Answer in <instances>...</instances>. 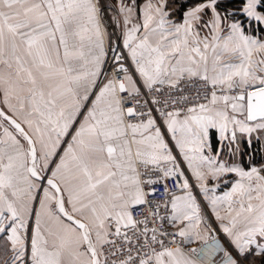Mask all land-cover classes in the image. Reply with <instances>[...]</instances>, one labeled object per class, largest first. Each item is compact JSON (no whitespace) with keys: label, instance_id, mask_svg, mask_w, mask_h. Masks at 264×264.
Returning <instances> with one entry per match:
<instances>
[{"label":"snow or ice","instance_id":"6c2138e0","mask_svg":"<svg viewBox=\"0 0 264 264\" xmlns=\"http://www.w3.org/2000/svg\"><path fill=\"white\" fill-rule=\"evenodd\" d=\"M0 264H264V0H0Z\"/></svg>","mask_w":264,"mask_h":264},{"label":"rangeland","instance_id":"374dc122","mask_svg":"<svg viewBox=\"0 0 264 264\" xmlns=\"http://www.w3.org/2000/svg\"><path fill=\"white\" fill-rule=\"evenodd\" d=\"M106 3H110L108 0H105Z\"/></svg>","mask_w":264,"mask_h":264},{"label":"crops","instance_id":"0c3cea01","mask_svg":"<svg viewBox=\"0 0 264 264\" xmlns=\"http://www.w3.org/2000/svg\"><path fill=\"white\" fill-rule=\"evenodd\" d=\"M110 3L113 2V0H108Z\"/></svg>","mask_w":264,"mask_h":264}]
</instances>
